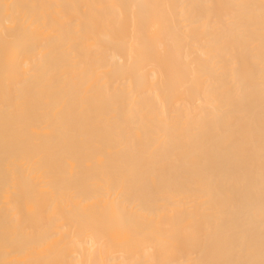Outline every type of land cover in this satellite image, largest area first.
I'll return each mask as SVG.
<instances>
[{
    "label": "bare ground",
    "instance_id": "obj_1",
    "mask_svg": "<svg viewBox=\"0 0 264 264\" xmlns=\"http://www.w3.org/2000/svg\"><path fill=\"white\" fill-rule=\"evenodd\" d=\"M0 264H264V0H0Z\"/></svg>",
    "mask_w": 264,
    "mask_h": 264
}]
</instances>
